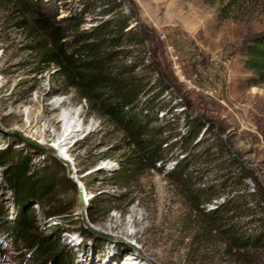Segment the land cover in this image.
<instances>
[{
    "label": "rangeland",
    "instance_id": "obj_1",
    "mask_svg": "<svg viewBox=\"0 0 264 264\" xmlns=\"http://www.w3.org/2000/svg\"><path fill=\"white\" fill-rule=\"evenodd\" d=\"M20 1L0 0V150H14L13 157L22 155L35 171L49 164L58 181L69 176L77 185L75 191L66 182L58 190L63 207L73 206L64 216L46 218L34 204L39 232L59 241L69 264H264V246L242 259L229 251L228 236L211 230L190 188L216 183L221 195L206 210L216 207L230 192L220 186L224 174L219 166L234 157L252 175L245 180L249 192L260 193L261 201L264 197V81L244 66L242 54L245 44L264 32V0H121L131 25L145 37V45L130 58L144 60L141 67L152 63L153 82L168 86L154 125L167 124L169 132L183 134L188 119L203 124L201 142L184 150L180 135L171 138L163 144L157 168H145L127 181L116 178L120 160L133 155L126 130L82 101L74 87L61 84L57 68L38 64L25 49L32 43L18 27L22 13L15 7ZM25 1L58 20L70 17L83 2ZM94 14L86 16L82 28L96 24ZM44 103L57 108L61 122L44 115L39 125L29 127L46 111ZM12 109L16 113L9 115ZM56 140L63 141L69 171L47 149ZM219 144L228 149L223 156ZM208 147L210 156L205 155ZM178 162L188 166L193 184L170 173ZM5 171L0 165V220L11 219L16 211ZM72 178L80 179V186ZM247 200L254 206L252 196ZM258 210L255 217L261 215L262 221L250 216L235 220L243 234L264 227ZM29 253L0 228V264H38Z\"/></svg>",
    "mask_w": 264,
    "mask_h": 264
},
{
    "label": "trees",
    "instance_id": "obj_2",
    "mask_svg": "<svg viewBox=\"0 0 264 264\" xmlns=\"http://www.w3.org/2000/svg\"><path fill=\"white\" fill-rule=\"evenodd\" d=\"M82 1L79 10L62 20L43 10L31 9L25 0L16 2V10L22 13L18 27L27 31L32 45L25 49L38 64L57 68L61 84L74 87L82 101L93 105L94 110L126 130L130 145L134 146L133 155L120 160L116 178L127 181L145 168H157L163 160V144L171 138L180 135L184 150L201 142L198 137L203 124L188 119L183 134L169 132L167 124L154 125L160 120L158 112L164 107L160 105V97L168 86L162 80L153 82L155 69L152 63L141 67L144 60L130 58L138 47L145 45L144 35L136 25H131V18L123 12L121 0ZM94 12L91 20L96 24L82 28L86 16ZM242 54L244 66L257 72L264 81V32L247 42ZM143 68L148 71L141 73ZM219 146L223 156L228 149L223 144ZM212 147L207 148L205 155L210 156ZM13 156L14 150L10 148L0 150V165L6 167L7 182L15 192L16 208L11 219L0 220V228L17 245L21 244L30 252L31 262L69 264L59 241L39 232L34 204L41 208L46 218L64 216L72 211L73 206L63 207L65 203L58 190L69 182L76 191V183L68 176L58 181L49 171V164L35 171L22 155ZM52 161L57 162L55 158ZM224 161L228 162L226 166ZM219 168L224 174L220 185L222 190L230 189L226 199L206 210L207 205L221 195L218 185H191L195 207L210 220L212 231L219 229L228 236L229 251L235 250L240 259L247 258L251 249L264 246V227L256 234H243L235 220L250 216L252 221H262L261 215L255 217L254 213L259 208L264 214V197L261 201L257 197L260 193L249 192L245 180L252 175L239 160L226 158ZM170 173L186 185L193 184L188 166L183 163L178 162ZM254 178L259 184L258 178ZM262 193L264 195V190ZM248 195L252 196L254 206L249 204ZM2 214L0 206V218Z\"/></svg>",
    "mask_w": 264,
    "mask_h": 264
},
{
    "label": "bare ground",
    "instance_id": "obj_3",
    "mask_svg": "<svg viewBox=\"0 0 264 264\" xmlns=\"http://www.w3.org/2000/svg\"><path fill=\"white\" fill-rule=\"evenodd\" d=\"M44 108L46 109V111L43 112L44 114H42L37 120L32 118L30 120L29 127L39 125L41 123V120L43 119L44 115H47L49 117L50 121L53 122V123L61 122L60 120L62 119L63 115H61L60 113H56L57 108H49V103L48 104L44 103ZM15 113H16V109H12V110H10L9 115H14ZM47 132L48 131H46V133ZM67 139H68V137L65 138L64 142ZM38 143L42 144V143H44V140L38 141ZM63 145H64L63 141L56 140V141L53 142V145H51L50 148H53L56 151L58 157L59 156H61V157L64 156L65 157V152L63 150V147H64ZM78 181H79V183H81L80 179ZM115 224L117 225L118 223L115 222Z\"/></svg>",
    "mask_w": 264,
    "mask_h": 264
},
{
    "label": "water",
    "instance_id": "obj_4",
    "mask_svg": "<svg viewBox=\"0 0 264 264\" xmlns=\"http://www.w3.org/2000/svg\"><path fill=\"white\" fill-rule=\"evenodd\" d=\"M14 132H17L23 139H25L26 140V137L20 132V131H18V130H14ZM29 141V140H28ZM30 142V141H29ZM37 145V144H36ZM37 146H39V147H41V148H44V147H42L41 145H37ZM49 151H52L53 153H54V155L56 156V157H58L57 156V153H56V151L53 149V148H47ZM61 161H63L66 165H67V167H68V171H69V160L66 158V157H64V156H59L58 157ZM67 161V162H66ZM69 177V176H68ZM70 178V177H69ZM71 179V178H70ZM72 179H74L76 182H78L77 181V179H75V178H72ZM78 184H79V186H80V183L78 182ZM85 198L83 197V194H81L80 195V206H81V213H82V215L83 216H85V214H86V207H85Z\"/></svg>",
    "mask_w": 264,
    "mask_h": 264
}]
</instances>
